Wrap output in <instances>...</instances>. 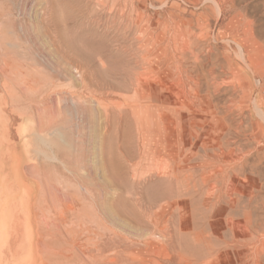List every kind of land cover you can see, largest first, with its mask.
<instances>
[{
    "label": "rangeland",
    "instance_id": "rangeland-1",
    "mask_svg": "<svg viewBox=\"0 0 264 264\" xmlns=\"http://www.w3.org/2000/svg\"><path fill=\"white\" fill-rule=\"evenodd\" d=\"M1 91L67 137L18 264H264V0H0Z\"/></svg>",
    "mask_w": 264,
    "mask_h": 264
},
{
    "label": "crops",
    "instance_id": "crops-1",
    "mask_svg": "<svg viewBox=\"0 0 264 264\" xmlns=\"http://www.w3.org/2000/svg\"><path fill=\"white\" fill-rule=\"evenodd\" d=\"M1 92L0 264H18L20 213L32 228L33 215L42 204L49 205L38 186L59 189L64 178L61 164L65 166L67 160V137L65 126L57 124L55 109L45 116L34 114Z\"/></svg>",
    "mask_w": 264,
    "mask_h": 264
},
{
    "label": "bare ground",
    "instance_id": "bare-ground-1",
    "mask_svg": "<svg viewBox=\"0 0 264 264\" xmlns=\"http://www.w3.org/2000/svg\"><path fill=\"white\" fill-rule=\"evenodd\" d=\"M218 1V0H217ZM113 71V70H112ZM106 106V105H105ZM158 106H165L164 105V103H160V105L158 104ZM99 108H100V106H99ZM104 109H108V106H106V107H104ZM104 112H105V110H104ZM105 113H107V112H105ZM109 114V113H108ZM107 115V114H106ZM105 116V115H104ZM106 119V118H105ZM107 120V119H106ZM152 120V119H151ZM106 122V121H105ZM107 123V122H106ZM140 123L138 122V125H137V128H139L140 130H142V132L144 131V129L142 128V126L141 125H139ZM107 125V124H106ZM105 125V126H106ZM149 126V125H148ZM105 132H106V130H104ZM104 132V133H105ZM142 132H138V133H142ZM108 134V132L105 134V135H107ZM186 134V133H185ZM142 136V135H141ZM105 137V136H104ZM104 137H102V138H104ZM107 138V137H106ZM102 140H104V139H102ZM107 140V139H106ZM104 142V141H103ZM106 142V141H105ZM106 148V147H105ZM104 150V149H103ZM170 155H173L172 153H170ZM110 157V156H109ZM114 161V160H113ZM112 162V161H111ZM114 162H112V164H113ZM115 164V163H114ZM119 164L117 163V166H118ZM230 165V164H229ZM234 168V167H233ZM159 170L161 169L162 171L164 170V172L163 173H167V177H170L171 175H172V172H173V169H169V170H165V169H163V167L162 168H158ZM232 170V169H231ZM155 172V171H154ZM157 172V171H156ZM227 173V172H226ZM230 173V172H229ZM162 181H164L163 179H162ZM161 181V182H162ZM158 186V185H157ZM157 186L156 185H154V187H156L157 188ZM217 190H218V188H217ZM120 196V195H119ZM217 197V196H216ZM124 199V198H123ZM218 201V200H217ZM158 231V230H157ZM229 247V246H228ZM241 248V247H240Z\"/></svg>",
    "mask_w": 264,
    "mask_h": 264
}]
</instances>
